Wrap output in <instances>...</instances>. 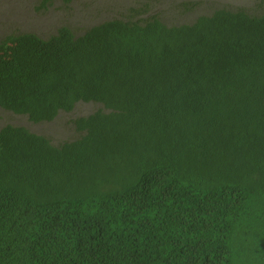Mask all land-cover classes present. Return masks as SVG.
Masks as SVG:
<instances>
[{
    "label": "trees",
    "instance_id": "obj_1",
    "mask_svg": "<svg viewBox=\"0 0 264 264\" xmlns=\"http://www.w3.org/2000/svg\"><path fill=\"white\" fill-rule=\"evenodd\" d=\"M257 6L0 41L3 109L40 123L102 106L60 145L0 129V264H264Z\"/></svg>",
    "mask_w": 264,
    "mask_h": 264
},
{
    "label": "rangeland",
    "instance_id": "obj_2",
    "mask_svg": "<svg viewBox=\"0 0 264 264\" xmlns=\"http://www.w3.org/2000/svg\"><path fill=\"white\" fill-rule=\"evenodd\" d=\"M197 3L196 7L186 5ZM259 10L258 0H0V41L8 35L35 33L42 38L55 34L61 26L77 35L112 19H138L156 15L169 25L192 23L198 16L222 6ZM130 8L140 9L138 13ZM102 106L78 103L71 112L61 111L52 122H32L27 115L15 114L0 107V129L21 126L44 135L55 145L76 139L74 121L87 117Z\"/></svg>",
    "mask_w": 264,
    "mask_h": 264
}]
</instances>
